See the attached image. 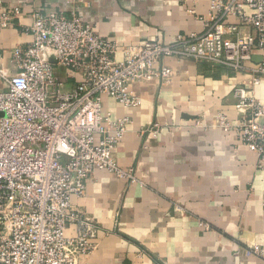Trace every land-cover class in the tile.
I'll return each mask as SVG.
<instances>
[{
    "label": "built area",
    "instance_id": "1",
    "mask_svg": "<svg viewBox=\"0 0 264 264\" xmlns=\"http://www.w3.org/2000/svg\"><path fill=\"white\" fill-rule=\"evenodd\" d=\"M199 32L152 38L121 47L76 11H31L32 40L7 49L0 43V264H85L96 248L97 224L72 202L98 170L135 179L114 156L129 121L104 112L103 96L124 106L141 99L135 81L169 78L168 57L227 66L252 78L237 86L236 118L218 112L264 168V100L253 87L264 79V0H208ZM23 4L0 0V34L15 26ZM123 48L120 57L117 52ZM262 59L255 61L253 56ZM54 57L56 63L50 62ZM75 74L68 86L56 68Z\"/></svg>",
    "mask_w": 264,
    "mask_h": 264
},
{
    "label": "crops",
    "instance_id": "2",
    "mask_svg": "<svg viewBox=\"0 0 264 264\" xmlns=\"http://www.w3.org/2000/svg\"><path fill=\"white\" fill-rule=\"evenodd\" d=\"M4 1L24 6L19 22L0 34L8 64L9 49L32 40L24 30L34 9L76 11L121 47L133 44L131 51L146 39L201 31L208 9V0ZM164 63L173 71L165 81L150 76L132 83L138 105L103 96L105 113L129 119L114 156L135 179L98 170L86 179L84 194L72 196L77 210L97 224L96 248L85 264H159V258L264 264V255L251 251L253 244L264 248V168L234 130L217 123L220 111L235 120L234 89L252 88V78L211 62L168 57ZM56 73L68 86L76 82L64 68ZM253 93L264 100V79Z\"/></svg>",
    "mask_w": 264,
    "mask_h": 264
},
{
    "label": "rangeland",
    "instance_id": "3",
    "mask_svg": "<svg viewBox=\"0 0 264 264\" xmlns=\"http://www.w3.org/2000/svg\"><path fill=\"white\" fill-rule=\"evenodd\" d=\"M257 167L259 168L258 164H257ZM198 223H199L200 227H204L205 229L209 228V225L207 224V222L202 220V219L198 220ZM251 251L258 256L264 255V248L262 246H260L259 244H253L251 246ZM156 258L158 259L159 257L156 256ZM158 260H159L158 261L159 264H169V262L164 260L163 258H159Z\"/></svg>",
    "mask_w": 264,
    "mask_h": 264
},
{
    "label": "water",
    "instance_id": "4",
    "mask_svg": "<svg viewBox=\"0 0 264 264\" xmlns=\"http://www.w3.org/2000/svg\"><path fill=\"white\" fill-rule=\"evenodd\" d=\"M253 59H254L255 61H259V60L262 59V56H260V55L253 56ZM50 62H52V63H56L57 61H56V59H55L54 57H51V58H50Z\"/></svg>",
    "mask_w": 264,
    "mask_h": 264
}]
</instances>
